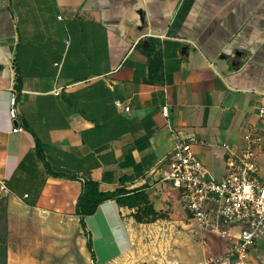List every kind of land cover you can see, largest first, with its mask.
Here are the masks:
<instances>
[{"label":"crops","instance_id":"obj_1","mask_svg":"<svg viewBox=\"0 0 264 264\" xmlns=\"http://www.w3.org/2000/svg\"><path fill=\"white\" fill-rule=\"evenodd\" d=\"M261 109L264 0H0L8 264L93 263L76 213L86 180L103 192L143 190L168 215L139 223L135 208L101 203L85 217L97 264L148 240L162 264L184 262L168 246L185 225L179 192L163 179L170 154L190 142L220 179L226 146L240 149L253 129L264 160ZM256 164L264 181V161Z\"/></svg>","mask_w":264,"mask_h":264},{"label":"built area","instance_id":"obj_2","mask_svg":"<svg viewBox=\"0 0 264 264\" xmlns=\"http://www.w3.org/2000/svg\"><path fill=\"white\" fill-rule=\"evenodd\" d=\"M11 91L9 116L14 121L18 118L19 101L16 90ZM116 106L130 110L120 101ZM260 111L262 115L264 110ZM167 113V108H163V114ZM20 130V126L13 128V132ZM262 144L263 135L250 129L240 149L227 145L226 173L218 179L197 156L192 144L181 141L163 172V179L178 190L181 204L190 214L189 219L198 224L199 232L215 234L228 242L224 264H232V260L245 263L252 249L264 240V181L257 176L256 164ZM10 193L6 179L0 178V197Z\"/></svg>","mask_w":264,"mask_h":264},{"label":"rangeland","instance_id":"obj_3","mask_svg":"<svg viewBox=\"0 0 264 264\" xmlns=\"http://www.w3.org/2000/svg\"><path fill=\"white\" fill-rule=\"evenodd\" d=\"M263 156H261V153L257 156V162L262 163L264 160L262 159ZM264 174V172H262ZM5 203L0 199V227L2 228L3 225V211L2 208L4 207ZM184 212V222L185 225L184 228V234L183 236H180V240H177V238L173 237L170 240L169 251L174 253L172 255L173 257L180 256L181 260H184V262L181 261L180 264H191L190 262L196 260V262H193L192 264H224L226 262L225 259V251L223 250L224 241L222 238L215 234H211L208 232L201 231L198 233V224L192 220L189 219L187 216V212L185 209H183ZM180 241V248L177 249V244ZM182 241V242H181ZM208 241V242H207ZM158 243L154 244L157 246ZM164 244L162 243V246ZM264 243H262V249L256 250L257 245L255 248L252 249V252L250 256L245 260V263H238L236 260H232V264H264ZM152 246V245H151ZM150 246V247H151ZM149 247V240L142 243L137 242L134 243L133 251L121 258L117 259L115 261H111L107 264H149V257L151 254H153V257H151L152 263L155 264H162V260L157 257L159 254L155 246L153 247L152 251ZM159 247V246H158ZM161 254V249H160ZM184 255V259H182V256ZM84 264H86V260L84 259ZM247 262V263H246ZM89 264H93L91 261ZM101 264V263H98Z\"/></svg>","mask_w":264,"mask_h":264},{"label":"trees","instance_id":"obj_4","mask_svg":"<svg viewBox=\"0 0 264 264\" xmlns=\"http://www.w3.org/2000/svg\"><path fill=\"white\" fill-rule=\"evenodd\" d=\"M126 178L121 179V181ZM110 199L116 200L120 206H128L135 208L136 212L133 214L135 220L139 223L154 222L159 218H167L166 213L155 211L153 206L149 203L148 195L143 190L128 191L124 188L117 189L111 192H103L99 189L98 182L94 180H86L82 184L81 194L77 202L76 213L80 217V221L87 237V248L90 252L93 264H97L96 254L93 247V241L90 234L87 232L85 225V217L96 212L98 206ZM3 211V225L0 227V264H8V219L7 207L4 205ZM188 218L190 214L187 212ZM213 264V263H209Z\"/></svg>","mask_w":264,"mask_h":264}]
</instances>
